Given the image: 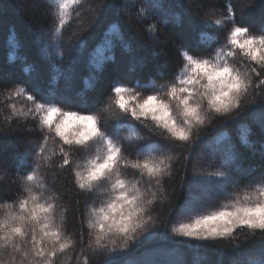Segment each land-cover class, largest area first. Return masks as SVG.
<instances>
[{"label": "snow or ice", "instance_id": "1", "mask_svg": "<svg viewBox=\"0 0 264 264\" xmlns=\"http://www.w3.org/2000/svg\"><path fill=\"white\" fill-rule=\"evenodd\" d=\"M45 3L51 20L35 38L42 57L66 86L87 72L97 94L73 97L28 80L0 91L9 110L0 134L27 133L19 158L30 161L21 192L0 202V264H60L69 254L73 264H151L129 257L157 235L224 241L247 249L238 264H264V23L243 19L255 0L229 2L223 11L214 0L189 4L201 16V33L211 36L178 45L169 26L184 19L171 15L166 0H139L134 14L127 0ZM17 7L23 11L24 0ZM133 15L151 21L143 43L140 29L131 28ZM171 45L181 55L178 68L167 59ZM8 84L0 71V86ZM17 98L24 101L19 107ZM217 120L235 124V136L221 132L206 143ZM136 142L130 159L126 146ZM249 153L259 154L258 175ZM205 156L219 164H201ZM42 169L53 170L51 180ZM123 169L132 170L131 178ZM65 172L77 190L72 227L69 204L55 187L57 173ZM177 189L186 193L182 200ZM218 194L227 203L206 208ZM80 195L91 200L84 213Z\"/></svg>", "mask_w": 264, "mask_h": 264}, {"label": "trees", "instance_id": "2", "mask_svg": "<svg viewBox=\"0 0 264 264\" xmlns=\"http://www.w3.org/2000/svg\"><path fill=\"white\" fill-rule=\"evenodd\" d=\"M119 2V0H117ZM130 5L133 14L135 13L134 5L139 0H127ZM170 5H173V17H183V26L170 25L171 31L175 32L178 41H188L195 44L199 39L207 40L211 36L209 32L201 33L200 29L204 27L201 23V16L197 15L189 4L196 6L200 3L208 4L213 0H166ZM229 2L233 4L239 3L241 6L248 3V0H214L215 7L221 11L225 10ZM19 0H0V71H2L9 80L7 86H0V91H3L5 87L10 88L13 82L20 80H28L34 84H38L42 87H59L61 90H67V94L75 97L77 93H83L85 97H92L97 93L88 86V73L82 72L76 81L71 85H67L65 80L60 76V73L56 70L52 61L42 57L39 47L35 43L36 33L40 26H46L50 23L51 16L48 13L45 0H24V10L18 9L17 5ZM41 3V4H40ZM147 4L148 0H144ZM256 7L247 11L243 19L245 21L254 20L259 27L264 23V0H255ZM39 4V5H37ZM26 6V7H25ZM240 8H237L239 13ZM191 21V24L188 22ZM151 23V21L143 20L133 15L131 28H139L140 36L137 37L138 42L141 41V37L144 36L143 29L145 25ZM127 26V25H126ZM13 35L16 36V40L11 39ZM70 35L68 30L65 31V36ZM17 41L22 44V47H17ZM221 42H223V33H221ZM177 45H171L168 49L167 59L171 61L173 66L179 67L181 55L177 50ZM125 55H127L125 53ZM159 63H164V58L159 59ZM34 67V71L32 70ZM28 69V71H25ZM60 77L59 80L54 78ZM169 79L171 77H168ZM163 80H156V83H163ZM106 99V92L105 97ZM8 101L4 100L3 96H0V129L6 127L5 117L8 115L9 110L4 107ZM17 106L19 107L24 103L23 98H17ZM246 121H242L244 123ZM225 136H235L236 125L232 124L228 127L224 126L223 121L217 120L214 124L206 129L207 140L206 143H212V141L221 134ZM126 134V133H125ZM202 138L205 136V132H201ZM29 136L24 132H8L6 134H0V202H11L15 198L17 193H20L23 186V176L29 171L30 161H21L19 154L25 150V140ZM153 139H157L153 137ZM141 142L134 143L131 147L126 146V155L130 159L136 158L135 149ZM203 150V149H202ZM195 162V161H194ZM203 165H218L219 158H206L199 161ZM260 163V157L251 155L249 153L248 165L256 168L254 175L259 174L258 165ZM49 174V180L52 179L53 170L42 169ZM125 175L131 178L132 170L123 169ZM15 181V182H13ZM51 187V184L49 185ZM56 190L63 194L65 200L69 204V212L66 214L69 221V226L75 225L76 217L73 214L74 200L77 195V190L71 182V178L67 173H57ZM168 191L171 188L166 185ZM177 195L182 200L186 193H181L177 189ZM104 195H100L97 203L104 199ZM226 200L224 195H214L206 203V208L218 206V199ZM79 210L81 213L86 211L85 203H91V200L84 195H80ZM225 204V203H223ZM219 203L220 206L223 205ZM157 211H161L158 206ZM167 205L163 206V212L166 214ZM179 212L177 207L176 213ZM176 213L173 214L175 219ZM0 211V215H2ZM163 230L161 229V232ZM258 246V245H257ZM174 253L176 261L173 264H238L240 260L245 257L247 252L246 248L234 249L231 244H227L224 241H219L213 244H207L201 241H188L182 240L179 237L165 238L163 235H157L153 239L145 240L141 245L133 250L130 255V259H143L151 262V264H165L166 259L170 253ZM60 264H73L72 255L62 257Z\"/></svg>", "mask_w": 264, "mask_h": 264}, {"label": "rangeland", "instance_id": "3", "mask_svg": "<svg viewBox=\"0 0 264 264\" xmlns=\"http://www.w3.org/2000/svg\"><path fill=\"white\" fill-rule=\"evenodd\" d=\"M25 4V3H24ZM41 4V3H40ZM37 5H39V4H37ZM26 7V6H25ZM212 158L211 156H205V158L204 159H206V158ZM203 159V160H204ZM220 195H223V194H220ZM213 197V196H212ZM211 197V198H212ZM210 198V199H211ZM210 199H207V201L208 200H210ZM219 203H227V199L226 200H222V199H218V206H213V207H211V209H215V208H217V207H220V205H219ZM143 260H145V257L143 258ZM175 261H176V256H175V254L172 252V253H170L169 255H168V257H167V259H166V263L165 264H173V263H175Z\"/></svg>", "mask_w": 264, "mask_h": 264}]
</instances>
